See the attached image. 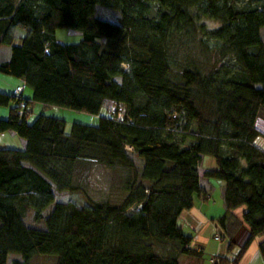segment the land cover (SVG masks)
I'll list each match as a JSON object with an SVG mask.
<instances>
[{
	"label": "trees",
	"instance_id": "trees-1",
	"mask_svg": "<svg viewBox=\"0 0 264 264\" xmlns=\"http://www.w3.org/2000/svg\"><path fill=\"white\" fill-rule=\"evenodd\" d=\"M101 6L119 13L118 22L103 17ZM202 17L221 22L208 31L218 64L203 73L186 61L175 76L173 39ZM263 28L264 0H0V48L11 47L0 73L33 91L32 100L24 90L16 95L18 86L0 92V105L10 108L0 133L27 141L23 150L0 147V264L11 254L20 256L12 264H31L35 255H55L56 264L201 258L178 220L202 193L204 156L217 164L205 177L224 183L217 239L232 250L243 224L250 227L238 264L264 235ZM59 29L80 32V41L59 40ZM33 102L100 120H74L66 132L62 116L31 121ZM91 165L133 172L126 197L82 207L58 201L57 193H85L79 173ZM243 206L239 218L234 211ZM29 215L44 227L29 226ZM259 249L264 259V240ZM227 261L217 256L211 264Z\"/></svg>",
	"mask_w": 264,
	"mask_h": 264
},
{
	"label": "rangeland",
	"instance_id": "rangeland-1",
	"mask_svg": "<svg viewBox=\"0 0 264 264\" xmlns=\"http://www.w3.org/2000/svg\"><path fill=\"white\" fill-rule=\"evenodd\" d=\"M101 8L107 10L102 11L104 12L103 17L109 21L118 22L119 19L116 17H119V13L104 8L103 6H101ZM220 25L221 22L218 20L202 17L200 21L190 29V31L183 32L179 36L176 35V37H174V54L177 59L176 63H178L173 68V74L175 76L181 73V70L183 69L181 65L186 61L194 63L203 73H208L211 69L216 67L219 56L213 49L214 43L209 40L208 31L215 29ZM261 35L264 41V28L261 30ZM57 38L65 43L72 44L80 41L81 34L80 32L71 29H59L57 32ZM27 90H30L29 87ZM40 110L41 108L36 106L33 109V114L39 113ZM50 112L53 113V110H50ZM64 114L68 122V127H71L73 120L91 125H97L100 120V116L98 115H91L74 110L64 111ZM100 114L101 116H106L109 112L106 108H103ZM257 127L262 133H264L263 119H258ZM260 143L261 145H264V143ZM133 158L138 170L141 169L142 160L136 156H133ZM79 174L83 176L82 180H85L83 184L85 193H57L56 199L58 201H74L79 207L84 206L86 203L88 204L90 202L92 203L103 200H109L117 204L126 197L125 182L128 177L133 176V172L127 171L121 166L108 168L103 165L87 166ZM215 196L218 197V193L215 194ZM215 199L218 200V198ZM134 210H136V208H134ZM26 223L29 226L44 227L43 222L36 223L31 215L27 217ZM216 244H218V242L213 239L210 250H213L216 247ZM208 252L209 251L206 252L202 259L194 258L195 263L211 264ZM16 259H20V256L18 254H11L8 258V264H12ZM56 262L57 256L55 255H35L31 260V264H56Z\"/></svg>",
	"mask_w": 264,
	"mask_h": 264
},
{
	"label": "crops",
	"instance_id": "crops-1",
	"mask_svg": "<svg viewBox=\"0 0 264 264\" xmlns=\"http://www.w3.org/2000/svg\"><path fill=\"white\" fill-rule=\"evenodd\" d=\"M22 32V31H21ZM20 32V33H21ZM11 58V47L2 46L0 48V60H9ZM24 82L23 79L10 75L0 74V92L12 94L14 89ZM24 89L22 92L23 97L27 100H32L33 91L31 88ZM26 93V94H25ZM39 106L41 108L39 113L32 114L30 120L33 121L38 114L44 113L54 116H62L66 119L64 111L69 109H61L56 106L46 105L39 102H33L29 108L33 109ZM53 110V113L50 112ZM10 108L0 105V120L6 119L9 116ZM74 121V120H73ZM70 127H66V132H69ZM259 142L264 143V140ZM27 141L17 135L13 131H6L0 133V147L2 148H15L25 149ZM261 145V143H260ZM264 146V145H261ZM216 160L210 156H204L202 165L200 166V187L202 193L195 195L194 206L189 210H184L179 217L178 226L187 235L192 237L191 248L199 249L202 251V257L209 251L210 263L211 260L217 256L221 259H228L226 264H235L233 260L240 254L242 246L245 244L249 234L250 227L248 224H243L238 233L235 236L236 244L232 250H229V240L222 241L217 239V225L215 220L221 217L225 213L224 203V183L216 179H209L205 177V171L207 169L216 168ZM218 193V197L215 194ZM215 198H218L216 200ZM246 207H240L234 211V213L242 218ZM218 242L213 250H210L212 240ZM264 240V235L255 238L253 243L246 250L244 255L238 264H264L263 256L259 249V244ZM222 241V242H221ZM180 264H197L193 257L181 256ZM221 264V263H220Z\"/></svg>",
	"mask_w": 264,
	"mask_h": 264
},
{
	"label": "built area",
	"instance_id": "built-area-1",
	"mask_svg": "<svg viewBox=\"0 0 264 264\" xmlns=\"http://www.w3.org/2000/svg\"><path fill=\"white\" fill-rule=\"evenodd\" d=\"M25 87H26L25 83L22 84L21 86H18V87L15 89L14 93H15L16 95L21 94V91H23V90L25 89ZM22 106H25V104L22 103ZM127 149H128V150H133V148H132L131 146H127ZM218 239L221 240L220 237H218Z\"/></svg>",
	"mask_w": 264,
	"mask_h": 264
}]
</instances>
